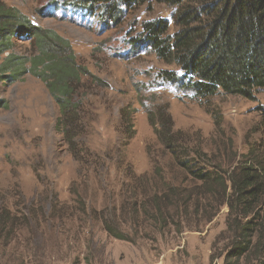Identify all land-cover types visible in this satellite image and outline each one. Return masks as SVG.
I'll return each mask as SVG.
<instances>
[{"label":"rangeland","instance_id":"rangeland-1","mask_svg":"<svg viewBox=\"0 0 264 264\" xmlns=\"http://www.w3.org/2000/svg\"><path fill=\"white\" fill-rule=\"evenodd\" d=\"M2 1L67 38L92 75L109 86L89 77L80 91L78 142L90 154L78 161L56 128L59 105L46 83L31 73L13 80L0 72V204L28 215L19 239L9 245L0 239V264H21L23 258L27 264H264V241L241 257L231 253L246 218L236 219L214 195H208V208L203 206L207 216L214 215L206 223L196 213L183 218L172 210L180 223L176 230L144 223L149 208L134 207L143 191H155L161 175L193 185L158 141L150 113L167 108L175 130L188 139L181 144L205 155L192 153L187 160H201L207 169L217 164L232 174L243 161L264 163V90L256 101L223 93L201 100L162 79V70L179 68L149 48L136 50L130 39L142 22L156 17L167 18L174 31L176 8L167 4H146L108 27L74 7L61 9L54 0ZM12 41L8 53L33 52L30 39ZM123 108L131 125L121 118ZM130 168L145 179L133 180ZM36 219L41 232L32 230ZM107 220L125 226L124 239L107 231ZM40 247L42 256L35 260Z\"/></svg>","mask_w":264,"mask_h":264},{"label":"trees","instance_id":"trees-1","mask_svg":"<svg viewBox=\"0 0 264 264\" xmlns=\"http://www.w3.org/2000/svg\"><path fill=\"white\" fill-rule=\"evenodd\" d=\"M54 1V5L61 4V9L74 7L75 11H83L108 27L122 24L128 14L146 4L163 3L175 7L174 31L170 30L167 18L156 17L142 22L141 30L130 39L131 46L136 50L149 48L164 63L179 68V71L162 70L159 72L162 79L187 87L201 100L223 93L256 101L257 94L264 90V0ZM12 38L30 39L33 52L24 57L8 53L14 45ZM3 54L6 55L0 72H9L13 80L31 73L46 83L59 105L57 130L63 135L73 157L86 161L90 153L85 147L80 149L78 142L81 124L78 117L80 104L84 102L80 99V91L90 81L89 77L94 76L84 59L72 49L67 38L51 29L38 27L27 15L0 0V56ZM95 79L101 86L108 85L100 78ZM167 110L158 109L155 116L150 113V123L158 141L175 155L177 166L186 171L191 178L187 182L192 181L193 185H188L186 181L168 182L161 175L162 180L154 192L143 191L141 196L138 189L134 192L140 196L134 207L139 211L149 208L151 215L145 214L149 219L143 222L152 226L157 223L165 230L180 226L177 216L170 214L172 210L183 218L196 213L198 218H204L203 223L211 221L214 215L207 216L203 206L207 209V202H211L208 195H214L216 201L221 199L218 204L228 205L236 219L246 218L238 226L239 238L230 249L234 256H243L253 244L264 241L263 161H243L232 174H227L220 165L214 164V169H207L201 160L192 157L187 160L186 156L192 153L203 158L205 155L200 154V147L197 151L181 144L188 139L181 131L175 130ZM262 113L264 119V108ZM121 118L129 125L133 123L128 109H121ZM156 167L161 170L158 165ZM130 172L133 180L145 179L132 168ZM80 202L84 204L85 199ZM27 221L28 215H20L6 202L0 204V239H4L6 245L16 241L19 230ZM34 224L32 230L41 232V221L36 219ZM105 226L111 235L125 238L122 223H118L116 228L107 220ZM41 250L40 247L35 260L42 256ZM21 264H27L25 258Z\"/></svg>","mask_w":264,"mask_h":264}]
</instances>
